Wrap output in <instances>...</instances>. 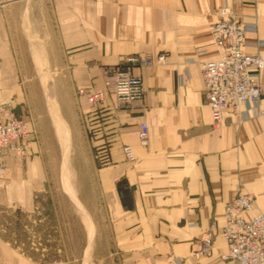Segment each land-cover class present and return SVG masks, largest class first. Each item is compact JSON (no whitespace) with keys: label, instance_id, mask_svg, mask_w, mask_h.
Returning <instances> with one entry per match:
<instances>
[{"label":"crops","instance_id":"crops-1","mask_svg":"<svg viewBox=\"0 0 264 264\" xmlns=\"http://www.w3.org/2000/svg\"><path fill=\"white\" fill-rule=\"evenodd\" d=\"M224 6L255 26L246 51L264 56V0H0V104L25 117L28 96L44 93L36 80L98 91L105 66L166 55L163 65L133 68L143 79L142 102L109 95L82 115L97 158L105 160L98 179L108 192L121 264H232L221 257L220 236L201 259L191 255L196 240L212 223L222 224L225 205L241 192L264 211V114L244 109L245 122L237 125L224 112L214 127L205 102L202 68L219 57L211 27ZM260 86L264 112V70ZM142 122L149 126L147 146L139 140ZM35 153L33 145L26 158H7L0 212L36 210L47 172ZM0 264L70 263L35 259L0 237Z\"/></svg>","mask_w":264,"mask_h":264},{"label":"rangeland","instance_id":"rangeland-1","mask_svg":"<svg viewBox=\"0 0 264 264\" xmlns=\"http://www.w3.org/2000/svg\"><path fill=\"white\" fill-rule=\"evenodd\" d=\"M36 81L44 93L28 96L26 119L32 124L35 154L46 167V188L37 195L34 213L0 212V237L39 260L121 264L114 254L108 192L98 179L104 164L82 118L91 105L67 80Z\"/></svg>","mask_w":264,"mask_h":264},{"label":"built area","instance_id":"built-area-1","mask_svg":"<svg viewBox=\"0 0 264 264\" xmlns=\"http://www.w3.org/2000/svg\"><path fill=\"white\" fill-rule=\"evenodd\" d=\"M255 32V26L234 16L228 6L220 8L212 24L211 35L219 57L203 64L202 78L205 102L211 109L214 127L222 123L224 112H230L237 125L245 122L244 109L253 111L255 115L264 114L259 108L264 56L246 51L247 34ZM165 63V54L129 56L120 64L103 68V89L79 88L77 95L92 107L103 104L109 95L128 104L142 102L143 79L133 74V68ZM139 128L140 143L147 146L149 126L142 122ZM33 142L31 122L23 114L18 115L11 103H1L0 179L7 175V158H26ZM123 152L126 160H136L130 146H124ZM217 236L226 245V251L221 255L224 260L232 264H264V211L256 210L252 194L241 192L225 205L222 224L212 223L201 233L192 249V257L201 259L210 255Z\"/></svg>","mask_w":264,"mask_h":264},{"label":"trees","instance_id":"trees-1","mask_svg":"<svg viewBox=\"0 0 264 264\" xmlns=\"http://www.w3.org/2000/svg\"><path fill=\"white\" fill-rule=\"evenodd\" d=\"M101 162H102V163H105V160L101 159ZM118 187H119V185H118ZM122 193H124V192H122ZM127 194H128V196H129V192H127ZM124 205H125V204H124Z\"/></svg>","mask_w":264,"mask_h":264}]
</instances>
